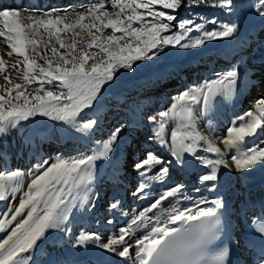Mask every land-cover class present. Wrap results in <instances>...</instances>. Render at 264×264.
<instances>
[{
    "label": "snow or ice",
    "instance_id": "obj_1",
    "mask_svg": "<svg viewBox=\"0 0 264 264\" xmlns=\"http://www.w3.org/2000/svg\"><path fill=\"white\" fill-rule=\"evenodd\" d=\"M202 3L205 0H110L109 11L100 0L83 11L65 9L63 13L58 9L40 12L0 6V38L10 49L6 54H15L12 70L22 72L19 79L23 81L16 83L7 74L3 77L6 86H0V135H7L22 122L36 124L38 117L88 133L97 121L85 120L83 114L99 104L119 70L132 71L137 61L159 58L167 46L196 49L238 32V24L219 23L214 18L175 23L178 9ZM206 6L231 13L234 0H213ZM253 7L264 19V0ZM173 27L178 31L166 34ZM6 71V62L0 57V74ZM239 76L234 67L217 73L215 78L175 96L166 110L147 118L154 126L149 139L167 146L172 159L166 161L158 152L146 150L140 159L132 161L141 177L134 196L145 198L152 182H165L173 166L185 170L190 157L206 170L199 176L202 185L216 182L222 168L235 166L244 172L264 166V141L259 146H245L248 138L264 132V96L237 117L240 123L227 127L223 137L213 138L198 129V120L212 109L218 96L236 93ZM33 84L37 86L32 88ZM124 127H115L91 154L38 160L27 178L20 170H0V201L22 192L18 205L0 211V233H4L0 238V264H29L33 260L31 251L53 231L71 234L66 224L75 210L90 202L87 186L94 179L96 162L110 157ZM201 151L210 155L201 156ZM184 187L183 183L165 187L147 206L134 209L126 226L106 238L81 232L73 247L92 244L104 253L132 260V264H229L230 246L223 239V200L199 199L181 205ZM215 188L212 183L209 190ZM170 198L177 203L165 209ZM118 206L116 201L110 208ZM253 223L260 238V264H264V218ZM140 229L143 234L130 242Z\"/></svg>",
    "mask_w": 264,
    "mask_h": 264
},
{
    "label": "rangeland",
    "instance_id": "obj_2",
    "mask_svg": "<svg viewBox=\"0 0 264 264\" xmlns=\"http://www.w3.org/2000/svg\"><path fill=\"white\" fill-rule=\"evenodd\" d=\"M97 2L100 0H0V6L20 7L40 12L58 9L63 13L65 9L83 11ZM103 2L111 11L110 0H103ZM256 3H259V0H247L243 4L234 2L231 13L227 9L213 8L214 12L206 18L207 20L214 18L219 23L238 24V32L231 38L208 42L205 46L196 49L167 46L162 50L159 58L151 61H137L132 71L119 70L115 81L103 91L99 104L93 110H86L83 114L85 120L97 121L94 128L86 133L88 138L85 139L82 133L76 132L74 127L46 117L35 118L36 124L22 122V126L10 129L7 135H0V148L5 151L12 163L1 170H20L27 178L38 160H52L58 155L68 158L78 154H91V151L98 148L115 127L124 125V130L118 138V143L114 145L110 157L96 162L94 179L87 186L89 204L75 210L66 224L67 229L68 224L75 226L79 234L85 231L83 222L89 217L91 218L89 223L93 227L95 225L108 227L110 225L108 221L113 219V209L110 205L119 201L120 189L124 190V202L127 205L131 204L134 207L141 203L140 196L133 195L141 177L133 169L131 162L140 159L146 150L158 152L166 161L171 159L167 146H161L149 139L154 127L147 119L149 116L166 110L173 98L181 92L201 85L215 78L217 73L233 67L240 73L236 93L230 97L218 96L214 100L212 109L198 120L200 131L204 128L203 125L213 129L223 125L219 120L225 118L224 113L226 114L231 106L237 104L236 108H239L237 111L240 112L238 114L240 116L253 108L257 98L264 96V19L253 7ZM182 10L183 7L174 13L177 16L175 23L186 19L203 22L202 19L198 20L193 14L187 15ZM177 31L178 29L173 27L166 34H174ZM106 34H110V30H106ZM192 35L195 36L198 33ZM0 49L4 51L0 57L5 60L7 66L6 73L0 74V86H6L3 78L5 74L10 75L14 82L22 83L23 81L19 79L22 72L17 73L12 70V66L16 64L15 54L12 57L6 54L10 49L3 42V38H0ZM48 54L51 55L50 52ZM101 58L97 57V59ZM39 62L43 63V61ZM36 86L33 84L32 88ZM248 87L251 88L248 89L250 92L243 93V90ZM240 94L241 97L238 98ZM231 110L236 112L234 107ZM226 129H224L225 132ZM253 138L255 137L248 139ZM68 144L77 146V149L72 150L73 147L67 146ZM66 147L68 149H64ZM17 159H19L18 167ZM176 169L173 166L170 172L174 179L180 175ZM156 183L152 182L151 187H158ZM21 194L22 192L17 194L12 206L18 205ZM85 233L88 232L85 231ZM63 235L65 234L53 231L47 241L55 240ZM67 241L71 243L66 244L69 251L73 254L79 253L72 249L71 240ZM52 246H49L48 252L54 250Z\"/></svg>",
    "mask_w": 264,
    "mask_h": 264
},
{
    "label": "bare ground",
    "instance_id": "obj_3",
    "mask_svg": "<svg viewBox=\"0 0 264 264\" xmlns=\"http://www.w3.org/2000/svg\"><path fill=\"white\" fill-rule=\"evenodd\" d=\"M3 53L4 51L0 49V56ZM249 88L250 87L243 90V93H249ZM241 94L238 98L241 97ZM233 107L236 112H232L231 109ZM236 107L237 104L231 106V109L228 110L226 114L224 113L225 118L219 120L223 125H218L215 129L210 127L206 128L203 125L204 128L201 129V132L213 138L224 136L225 134L223 135V133L225 132V127L230 124L232 125L234 121H238L237 117H239L238 114H240V112L237 111L239 108ZM261 141H264L263 132L253 139H247L245 146H259ZM67 146H72V150L77 149V146L71 144H68ZM64 149H68V147ZM199 155L205 156L210 154L201 152ZM22 158L25 157L22 156ZM18 162L19 159H17V164L15 161L17 167L19 166ZM10 164L12 163L10 159H8V155H6L5 151L0 148V170H4ZM205 171L206 170L195 160V158H190L189 164L185 170L176 169V172L180 174L177 175V178L174 179V177L170 175L165 182H157L158 187H150L144 194L145 198L142 199L140 197V205L134 207L130 203V205H127V203L124 202V190L120 189L118 192L119 206L116 209H113L112 212L113 223L106 228L102 225H98V227L95 225L93 227L90 224L91 218L89 217L84 220V222L88 220L87 222H83L84 229L88 233H99L102 238H106L108 235L117 232L120 227L126 226L131 216L135 214L133 211L134 209L138 211L142 207L147 206L149 201L162 192L165 187L174 186L177 183H183L185 187L182 194L183 198L180 200L181 205L199 199H205L209 202L215 199L223 200L225 208L222 210V220L225 228L230 232L232 243L237 250L236 256L238 257V264H247V259H245L244 255L252 257V254H256L257 247L247 238L245 227L252 220V217L257 214L259 207L263 206L264 203V166L257 165L255 168L244 172L236 170L235 166L228 169L222 168L218 174L219 179L216 182H209L202 185L199 181V176L204 174ZM140 180L141 179H139V182ZM125 183L126 182H124V184ZM212 183L216 184V188L215 190L210 191L209 189L211 188ZM196 188H199L200 191L196 192L194 190ZM13 200L14 198L10 197L8 201H0V211H7L8 207L12 206ZM176 203L177 201L175 199L170 198L169 202L166 203L164 207L165 209H168ZM68 229L71 230V234L68 235L64 233L65 235H63V237L60 236L55 239L58 243H54V240H46L41 242L38 248L32 250L30 254L33 257V260L30 261L29 264H103L105 261H111L112 264H132V260H123L112 254L104 253L103 250L98 249L92 244L80 247H73L72 245V249L79 252L73 254L66 247V244H71L67 240L70 239L74 244L75 238L79 235V231L76 230L75 226L72 224H68ZM142 234L143 229L137 230V232L133 233L132 241L130 242H134L135 238ZM74 235L76 236L73 237ZM3 236L4 233H0V238ZM51 245L54 246V250L48 252L49 246ZM254 264H257V262Z\"/></svg>",
    "mask_w": 264,
    "mask_h": 264
},
{
    "label": "trees",
    "instance_id": "obj_4",
    "mask_svg": "<svg viewBox=\"0 0 264 264\" xmlns=\"http://www.w3.org/2000/svg\"><path fill=\"white\" fill-rule=\"evenodd\" d=\"M247 0H234L235 3L243 4ZM188 0H186V3ZM213 0H205V3H202L198 7H183V13L189 15L190 13L193 14L198 20H201V17L207 18L210 16L211 13L214 12V7L206 6L207 4H211ZM216 8V7H215ZM226 11V10H225Z\"/></svg>",
    "mask_w": 264,
    "mask_h": 264
}]
</instances>
